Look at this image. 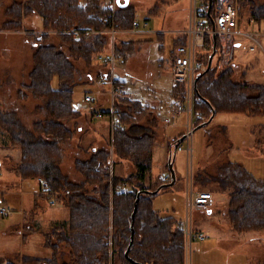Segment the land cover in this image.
I'll use <instances>...</instances> for the list:
<instances>
[{
  "label": "rangeland",
  "instance_id": "374dc122",
  "mask_svg": "<svg viewBox=\"0 0 264 264\" xmlns=\"http://www.w3.org/2000/svg\"><path fill=\"white\" fill-rule=\"evenodd\" d=\"M231 1L236 6L234 0ZM130 2L136 8L135 18L138 25L130 31L115 34V46L121 40L134 41V50L126 60L120 58L116 47L113 71L98 57L92 62L73 60L77 69L74 104L81 108V114L65 121L71 133L61 142L63 157L60 168L69 179L79 183L84 182V176L77 168L76 161L88 159L93 152L101 149L108 151V161L113 159L114 169L111 176H127L134 171L131 161L117 155L113 143V129L117 124L118 111H132L121 102L123 98L140 99L147 104L138 122L141 121L155 129L154 131L149 127L155 134L154 144L156 141V144H153V177H157L162 171L167 175L170 173L167 155L162 153L163 124L156 127L155 121L159 119L161 122L160 117L171 118L169 133L172 138L185 132L186 115L174 117L167 111L176 97H172L174 80L170 63L166 62V59L170 57V47L174 49L172 38L181 35L189 27V1ZM218 2L219 0L217 4ZM9 3V0L0 2V110L8 112V118L17 121L25 131H32L34 122L44 119L41 109L43 103L30 94L20 97L17 91L24 90L22 85L29 81V72L34 66L33 53L38 45L37 40L44 31L39 15L24 18L22 29H3L5 8ZM252 3L260 5L264 4V0H252ZM118 4L117 0H112L110 13L116 11ZM155 5L159 6L158 12L156 9L149 12ZM249 7V3L242 5L236 27L240 28L242 33L254 32L257 42L244 34L235 33L225 52L221 49V54L223 56L227 52H233L231 61L236 65L235 79H244L238 72L240 65L246 72L244 81L264 83V35L261 36L260 33L264 32V19L260 20V27L258 23H253ZM106 30L107 27L103 29L104 32ZM158 33H163L164 36L163 52L157 49L161 42ZM51 39L60 49L68 51L67 45L61 44L58 37L53 36ZM235 41L239 44L234 45ZM251 45L256 49L251 50ZM203 47L197 48L198 53ZM211 51L212 48L209 52ZM160 57L163 60H160ZM216 59L215 57L214 64ZM220 59L218 68L229 63H222ZM203 67L198 74L206 68ZM112 77L115 83H112ZM118 78L125 84V92L122 96H115L114 111L111 113V95L109 99L102 92L108 90L111 93L112 86L120 82ZM86 92L94 93V99H85ZM100 95H104L103 101L99 99ZM96 112H99L100 116H96ZM182 143L186 145L185 140ZM19 158L20 149L11 144L8 131L0 125V208L5 205L11 207L9 214L0 213V264L19 261L24 255H33V259L49 256V248L45 245L46 236H49L56 226L55 219L57 224L63 225L69 215L65 199H58L59 193L49 192L40 185L39 179H23L15 171ZM228 161L239 163L254 178L264 179V113L217 112L209 123L194 130L190 151L177 150L173 163L177 179L174 184L166 186L153 196L154 209L162 216L170 215L175 219L185 220L186 188L187 191L193 188L195 179L198 178L196 184L201 188L210 189L213 193L212 203L207 208L192 211L193 230L202 231L205 238L194 237L191 244L185 247V264H264V229L242 233L234 231L227 216L229 190L220 187L219 183L211 178L218 174L219 167ZM82 187L87 188L88 192L97 188L88 183ZM98 188L101 191L102 186ZM36 192H44L45 195H38ZM95 195H100L99 190H95ZM177 226H180V222ZM63 258L67 257L60 256V259ZM109 260L113 264L112 239L109 243L107 261Z\"/></svg>",
  "mask_w": 264,
  "mask_h": 264
},
{
  "label": "trees",
  "instance_id": "16d2710c",
  "mask_svg": "<svg viewBox=\"0 0 264 264\" xmlns=\"http://www.w3.org/2000/svg\"><path fill=\"white\" fill-rule=\"evenodd\" d=\"M4 1V0H0ZM5 8L6 19L2 28L19 30L24 18L39 15L42 30L33 53L34 66L29 72V81L22 85L17 94H27L42 101L44 119L33 124L32 131H25L21 125L8 118V112L0 110V125L8 131L11 144L20 149V158L15 171L23 179H39L40 185L58 199H65L69 210L65 224H57L46 236L50 255L34 257L25 255L21 264H103L108 260L109 238L112 239L113 264H185V233L180 222L173 216H162L153 207L156 193H142L135 213L134 235L128 257L125 250L130 243L132 211L139 189L155 190L171 180L153 177L154 131L138 122L146 110L140 100L123 98L121 102L129 111H118L117 124L113 129V143L117 155L131 161L134 171L127 176H111L103 169L108 161V151L101 149L85 160H77L76 166L84 176L79 183L61 172L63 157L61 142L70 135L66 120L81 114V108L74 104V86L77 69L74 59L92 62L97 54L106 49L109 35L103 29L109 24L101 16H110L112 0H9ZM120 0L114 13L117 32L134 29L135 6L123 4ZM209 0H205L208 4ZM238 17L242 5L249 3L251 18L264 19V4H253L252 0H234ZM217 0H213L211 15L216 11ZM159 10L155 5L149 12ZM209 20V18H208ZM80 29L78 34L64 30ZM94 30L86 32V30ZM163 35V33H158ZM58 37L67 45V52L51 40ZM187 36L181 34L173 39L175 48L185 44ZM212 35L206 37V44L199 52V59L207 65ZM116 51L122 60L134 50L133 40L116 43ZM217 50L211 68L204 72L196 83L193 110L196 114L195 127L220 111L258 114L264 113V83L235 79L232 61L218 68L221 57L220 37L217 34ZM216 59V64L214 60ZM74 60V61H73ZM105 75V73H102ZM118 81L119 78L117 79ZM54 81L56 84H54ZM181 84L173 86V96L184 93ZM180 136L173 137L169 145L173 148ZM220 187L229 190L227 216L232 228L239 232L264 229V179L254 178L239 163L228 161L211 176ZM198 181V178L195 179ZM94 184L91 192L82 187ZM102 189L100 191V187ZM99 190V196L95 195ZM98 196V197H97ZM62 198V199H61ZM111 233V234H110ZM67 257L66 259H60ZM15 264V263H9Z\"/></svg>",
  "mask_w": 264,
  "mask_h": 264
},
{
  "label": "built area",
  "instance_id": "2783aa9c",
  "mask_svg": "<svg viewBox=\"0 0 264 264\" xmlns=\"http://www.w3.org/2000/svg\"><path fill=\"white\" fill-rule=\"evenodd\" d=\"M189 1V10H190V20L189 27L187 30H184L181 34L187 36L185 44L178 45L174 54L166 59V62L170 63L171 71L173 75L174 85L181 84L185 89L182 95L176 97L175 106L170 113L175 114V116H180L182 114L186 115V127L184 132V139L186 145L182 142L177 146V150L186 149L190 151L192 143V135L194 132V119L197 113L193 110V105L195 101V77L198 72L203 67V62L199 59V53L197 51L198 47H202L206 44V37L213 32L219 35L222 52H225L227 49L228 43L233 40V34H235L234 28L237 25L238 11L235 4L229 0L218 2L216 6V11L213 16L214 18V27L208 20V4L205 3V0H188ZM114 13L111 12L110 16L104 15L102 21L109 24L106 32L110 35V41L108 48L105 52L98 54V59L107 63L111 69L114 70L115 66V34L117 29L115 27ZM253 21V19H252ZM134 27L138 25L137 20L133 22ZM75 34H78L80 29L71 30ZM92 30L87 29L86 32H91ZM248 37H251L253 40H256V34L243 33ZM255 47L250 46V49L253 50ZM221 52V53H222ZM233 52H227L226 54H221L220 62L227 63L232 60ZM114 78L112 77V83H115ZM125 84L123 81L117 82V84L112 86L111 90V104L113 110V102L115 96H122L125 92ZM85 99L92 100L93 95L90 93L85 94ZM100 115V113H97ZM182 140V141H183ZM112 157V156H111ZM103 169L110 172H113V159H110L103 166ZM212 193L208 190L194 191L192 188L187 191V205H186V219L180 221V226H182L185 233L186 247L191 244V241L194 237L204 239V233L202 231H194L191 224V214L194 209H204L209 206L211 203ZM11 211L10 206H2L0 208L1 214H9ZM111 238H109V243ZM189 252V249H188ZM103 264H111V260L103 262Z\"/></svg>",
  "mask_w": 264,
  "mask_h": 264
},
{
  "label": "crops",
  "instance_id": "0c3cea01",
  "mask_svg": "<svg viewBox=\"0 0 264 264\" xmlns=\"http://www.w3.org/2000/svg\"><path fill=\"white\" fill-rule=\"evenodd\" d=\"M253 23H258V25H259V27L261 26L260 25V21H255L254 19H253ZM235 30H236V32L235 33H241V34H243L240 30V28H235ZM260 33H261V36H263L264 35V32H261L260 31ZM245 35V34H244ZM158 39L161 41L159 44H158V46H157V49H158V51L159 52H163L164 51V44H162V41H163V39H164V36L163 35H159L158 36ZM172 40H173V38H172ZM258 41L260 42V46H261V48H262V43H261V41L258 39ZM239 44V42H237V41H235L234 42V45H238ZM256 48H254L253 50H255ZM263 49V48H262ZM171 52H172V47H170V51H169V53H170V56H171ZM160 60H163V58L162 57H160ZM233 60V59H232ZM162 62V61H161ZM236 66V65H235ZM239 73L242 75V77L241 78H246V72L245 71H243V67L242 66H240L239 65ZM242 71V72H241ZM239 73H237V75L239 74ZM243 79V80H244ZM174 86V85H173ZM86 93H91L92 95H93V99H94V93H92V92H86ZM171 93H172V91H171ZM102 94H105L106 96H108V98L110 99V93H109V91L108 90H106L105 92H102ZM104 97V95H100V97H99V99H101V101H103V98ZM172 97H173V99L175 98L173 95H172ZM140 100V99H139ZM175 100H176V98H175ZM175 100L171 103V105L170 106H168V114L169 115H171V116H174V117H176L175 116V114H173V113H170V111L171 110H173V108H174V106H175ZM100 101V102H101ZM143 104H144V107L146 108L147 107V104L144 102V101H142V100H140ZM91 112L93 113V111L91 110ZM97 113H99V112H96V116H97ZM100 116V115H99ZM160 117V116H159ZM161 118V122H159L158 120H156L155 121V124H156V127L159 125V124H163V129H162V135L161 136H163V139H162V153L164 154V155H167L166 157H167V159H168V155H169V153L172 151V149L173 148H171L170 147V145H169V142L171 141V133H169V130H170V126H172L171 125V118H168V117H165V118H163V117H160ZM139 123H141V124H143V125H145V126H148V127H150L148 124L146 125V124H144V123H142L141 121L139 122ZM151 128V127H150ZM153 128V127H152ZM151 128V129H152ZM154 129V128H153ZM154 131H155V129H154ZM184 133L182 132V133H180V134H178V135H176V136H182ZM155 144H156V141H155ZM154 144V145H155ZM154 149H155V147L153 148V156H154ZM177 152V151H176ZM175 159H176V153H175V158H174V161H175ZM174 161H173V163H174ZM113 169H114V162H113ZM121 176H123V175H121ZM157 177H160V178H166L167 177V174L165 173V172H161V173H159L158 174V176ZM177 179V178H176ZM39 181V183H40V180H38ZM194 191H202V190H208V191H210V189H204V188H201L200 187V185L199 184H196V181L194 180V182H193V188H192ZM186 192H187V188H186ZM211 192V191H210ZM212 193V192H211ZM36 194H38V195H45V193L44 192H36ZM186 196H187V193H186ZM212 200H213V193H212V198H211V203H212ZM229 201V200H228ZM210 203V204H211ZM209 204V205H210ZM179 221H181L182 219H178ZM57 223H58V221L55 219L54 220V224L55 225H57ZM235 231V230H234ZM45 245H46V243H45ZM46 247H48V246H46ZM49 248V247H48ZM49 253L51 252L50 251V248H49V251H48ZM189 254H191V252L189 253ZM48 255V254H47ZM25 256V255H24ZM31 256H33V255H31ZM39 256V255H38ZM45 256V255H44ZM191 257V256H190ZM22 259H23V256L21 257V259L19 260V261H16V262H12V263H18V264H20L21 262H22Z\"/></svg>",
  "mask_w": 264,
  "mask_h": 264
},
{
  "label": "water",
  "instance_id": "95a60500",
  "mask_svg": "<svg viewBox=\"0 0 264 264\" xmlns=\"http://www.w3.org/2000/svg\"><path fill=\"white\" fill-rule=\"evenodd\" d=\"M118 3L120 4V0H117ZM128 2V0H125L123 4H126ZM212 2L213 0H209L208 2V11H207V15L209 17V20L211 22V24L213 25L214 27V18L213 16L211 15V6H212ZM212 51L210 52L209 54V57H208V61H207V66L206 68L200 73V74H197L196 77H195V86H196V83L198 81V78L206 71H208L210 68H211V65H212V61H213V57L216 53V50H217V47H216V44H217V34L215 32L212 33ZM215 115V110L213 109L212 110V114L210 115V117L205 120V121H202L201 123H199L196 127H194V130L197 129V128H200V127H203L205 126L207 123H209L213 117ZM185 135L183 134L179 139L178 141L174 144L173 146V149L172 151L169 153V157H168V165H169V168H170V177H171V180L169 182H165L163 184H161V186L157 187L155 190H151V189H139L137 191V195H136V198H135V201H134V208H133V211H132V222H131V235H130V243L129 245L127 246L126 250H125V255L128 257V254H129V249H130V245L133 241V235H134V226H133V221H134V217H135V213L137 211V208H138V202H139V199H140V195L142 193H146V194H149V193H156L160 190V188L162 186H170L172 184L175 183L176 181V176H175V170L173 168V161H174V158H175V153L177 151V146L179 145L180 142H182V140L184 139ZM137 264H140L139 262H136Z\"/></svg>",
  "mask_w": 264,
  "mask_h": 264
},
{
  "label": "bare ground",
  "instance_id": "6f19581e",
  "mask_svg": "<svg viewBox=\"0 0 264 264\" xmlns=\"http://www.w3.org/2000/svg\"><path fill=\"white\" fill-rule=\"evenodd\" d=\"M185 245H186V240H185ZM187 248V247H186Z\"/></svg>",
  "mask_w": 264,
  "mask_h": 264
}]
</instances>
